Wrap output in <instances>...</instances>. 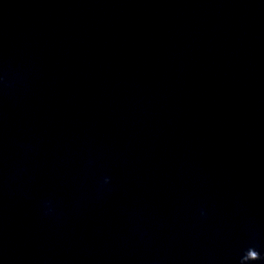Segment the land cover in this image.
Segmentation results:
<instances>
[{"label": "clouds", "instance_id": "clouds-1", "mask_svg": "<svg viewBox=\"0 0 264 264\" xmlns=\"http://www.w3.org/2000/svg\"><path fill=\"white\" fill-rule=\"evenodd\" d=\"M249 253H251L252 255H254L256 259L258 258V254L255 251H249Z\"/></svg>", "mask_w": 264, "mask_h": 264}]
</instances>
